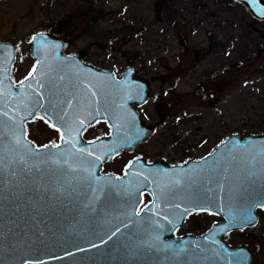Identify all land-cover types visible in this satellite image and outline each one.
Wrapping results in <instances>:
<instances>
[{"label": "water", "instance_id": "1", "mask_svg": "<svg viewBox=\"0 0 264 264\" xmlns=\"http://www.w3.org/2000/svg\"><path fill=\"white\" fill-rule=\"evenodd\" d=\"M234 1L264 22L262 0ZM67 48L34 35L36 65L15 83L17 46L0 42V264H254L249 247L226 238L256 227L264 211V135L236 133L185 165L136 160L123 177L104 174L109 159L155 133L134 107L147 103L150 83L135 66L117 79ZM38 117L59 129V146L29 139ZM98 121L109 135L85 141ZM144 194L152 202L140 211ZM194 212L221 220L178 236Z\"/></svg>", "mask_w": 264, "mask_h": 264}, {"label": "rangeland", "instance_id": "2", "mask_svg": "<svg viewBox=\"0 0 264 264\" xmlns=\"http://www.w3.org/2000/svg\"><path fill=\"white\" fill-rule=\"evenodd\" d=\"M254 19L225 0H0V40L18 46L17 80L33 69L31 38L39 32L102 70L137 67L151 89L142 113L157 128L138 153L176 164L201 160L236 133L264 135V22L251 26ZM29 126L38 144L54 136L41 122ZM107 133L99 124L86 139ZM132 157L105 171L123 172ZM259 217L256 227L226 238L249 247L254 264H264L263 210ZM218 221L191 216L180 234L202 235Z\"/></svg>", "mask_w": 264, "mask_h": 264}, {"label": "flooded vegetation", "instance_id": "3", "mask_svg": "<svg viewBox=\"0 0 264 264\" xmlns=\"http://www.w3.org/2000/svg\"><path fill=\"white\" fill-rule=\"evenodd\" d=\"M33 37V36H32ZM0 42H6V41H2V40H0ZM17 49H18V46H17ZM31 52H32V38H31ZM64 54L66 55V56H73V55H75V56H77L78 58H79V60H80V62H82L83 64H86V65H88V66H90V67H92V68H95V69H99V70H102V69H100V68H98L97 66H95V65H92V64H90V63H88L87 61H86V58L83 56V55H81V54H71V53H69L67 50L64 52ZM31 58H32V60H33V69H34V67H35V65H36V60L33 58V56H32V53H31ZM17 59H18V52L16 53V60H15V63H14V67H13V70H12V79L14 80V82L15 83H20L23 79H25L28 75H30V73H28V74H26L21 80H17V78H15V65H16V63H17ZM129 67V66H128ZM137 68V67H136ZM32 69V70H33ZM127 69V68H126ZM125 69V70H126ZM32 72V71H31ZM114 73V72H113ZM124 73V72H123ZM123 73L121 74V75H117V74H115V76H116V78L117 79H122V77H123ZM137 79L138 78H144L145 79V77H142V76H140L139 75V72H138V69H137ZM147 80V79H146ZM150 83V82H149ZM150 98H151V89H150V96H149V99H148V101H147V103L146 104H144L143 106H138V105H135L134 107H135V109L140 113V115H141V117L143 118V120H144V122L147 124V125H149V126H152V125H150V123H147L146 122V120H145V117L143 116V113H142V110L149 104V102L151 101L150 100ZM30 122H41L42 124H44L47 128H48V132L49 133H51V135H54L53 137H52V139H50L49 140V142H47V143H44V144H38L36 141H34V140H32L31 139V136H30V126H29V124H30ZM30 122H28L27 123V132H28V137H29V139L31 140V141H33L38 147H47V146H59V144H60V138H61V133H60V131H58L57 130V128H55L54 126H52V125H50L49 123H47L44 119H42L41 117H38V118H35L34 120H32V121H30ZM99 124H102V125H105L106 127H107V134H102V135H100V136H96V138H92L91 140H89V139H86V134H87V132L89 131V130H91L92 128H94L95 126H98ZM41 128V127H40ZM155 131H157V128H155ZM109 133H110V128L108 127V125H107V123L106 122H103V121H98L97 123H95V124H93V125H91L90 127H88L86 130H85V132H84V134H83V139L85 140V141H87V142H91V141H94V140H98V139H100V138H102V137H104V136H107V135H109ZM156 133V132H155ZM154 133V134H155ZM151 139V138H150ZM150 139L146 142V143H144V144H142V145H140V146H138L136 149H134V151L133 152H122L121 154H119V155H117V156H115V157H113L112 159H109L105 164H104V167H103V170H102V173H104V174H112V175H116L117 177H123L125 174H126V172H127V168L133 163V162H135L136 160H144L145 162H147L148 164H152V163H154V162H156V161H162V162H165L166 164H169V165H171V166H176V165H185L187 162H189V161H199V160H195V159H190V160H188V161H186V162H184V163H171V162H169L168 160H162V159H160V158H158V160H150V159H148L146 156H144V155H142V154H139L138 152H139V150L141 149V148H143V147H145L148 143H149V141H150ZM126 156H133L129 161H128V163H127V165L124 167V169H123V172H120V173H114V172H107V171H105V167L109 164V163H111V162H113V161H118V160H120L121 158H124V157H126ZM160 159V160H159ZM150 202H152V198H151V196L150 195H148V194H144V202H143V204H142V206H141V208H140V211L145 207V206H147ZM139 211V212H140ZM259 211H261V210H259ZM259 211H258V213H259ZM197 214H201L200 212H194V213H192V214H190V215H188L187 216V218H186V220L184 221V225H183V227L181 228V229H179L178 230V232H177V235L178 236H184V235H188V234H180V231H182V229L186 226V223H187V221H188V219L191 217V216H194V215H197ZM205 214H207V213H205ZM208 215H210V214H208ZM217 217V216H216ZM220 219V218H219ZM221 220V219H220ZM219 222V221H218ZM217 222H215L214 224H216ZM213 224V225H214ZM212 225V226H213ZM211 226V227H212ZM206 233V232H205ZM203 235V234H202ZM197 236H200V235H197ZM230 244V243H229ZM231 245V244H230ZM232 246V245H231ZM233 247H236V246H233Z\"/></svg>", "mask_w": 264, "mask_h": 264}, {"label": "trees", "instance_id": "4", "mask_svg": "<svg viewBox=\"0 0 264 264\" xmlns=\"http://www.w3.org/2000/svg\"><path fill=\"white\" fill-rule=\"evenodd\" d=\"M226 2H228L229 4L231 3H235V1L233 0H225ZM259 21H257L256 19H254L252 22H251V26H256V24H258Z\"/></svg>", "mask_w": 264, "mask_h": 264}, {"label": "snow or ice", "instance_id": "5", "mask_svg": "<svg viewBox=\"0 0 264 264\" xmlns=\"http://www.w3.org/2000/svg\"><path fill=\"white\" fill-rule=\"evenodd\" d=\"M262 2H264V0H262ZM58 131H59V129H57ZM115 233H113V235H114Z\"/></svg>", "mask_w": 264, "mask_h": 264}]
</instances>
